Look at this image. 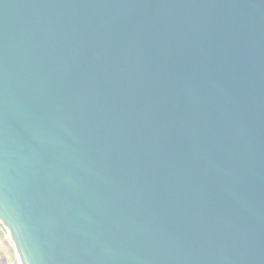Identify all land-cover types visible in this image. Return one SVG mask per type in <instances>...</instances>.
Masks as SVG:
<instances>
[{"label":"water","instance_id":"1","mask_svg":"<svg viewBox=\"0 0 264 264\" xmlns=\"http://www.w3.org/2000/svg\"><path fill=\"white\" fill-rule=\"evenodd\" d=\"M0 227L18 264H264V0H2Z\"/></svg>","mask_w":264,"mask_h":264},{"label":"rangeland","instance_id":"2","mask_svg":"<svg viewBox=\"0 0 264 264\" xmlns=\"http://www.w3.org/2000/svg\"><path fill=\"white\" fill-rule=\"evenodd\" d=\"M0 264H18L17 254L7 237L6 231L0 227Z\"/></svg>","mask_w":264,"mask_h":264},{"label":"snow or ice","instance_id":"3","mask_svg":"<svg viewBox=\"0 0 264 264\" xmlns=\"http://www.w3.org/2000/svg\"><path fill=\"white\" fill-rule=\"evenodd\" d=\"M0 3H2V0H0Z\"/></svg>","mask_w":264,"mask_h":264}]
</instances>
